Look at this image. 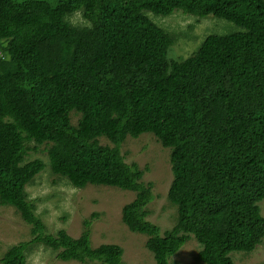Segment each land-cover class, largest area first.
<instances>
[{"label": "trees", "instance_id": "trees-1", "mask_svg": "<svg viewBox=\"0 0 264 264\" xmlns=\"http://www.w3.org/2000/svg\"><path fill=\"white\" fill-rule=\"evenodd\" d=\"M177 9L244 30L209 34L177 59L175 36L145 13ZM77 11L87 25L69 21ZM144 133L170 150L176 216L164 231L148 219L145 169L121 151ZM47 165L76 188L135 192L122 220L148 236L156 264H172L192 238L202 264L254 251L264 239V0H0V205L31 226L1 262L26 264L44 244L63 261L126 264L122 246L92 245V219L77 238L47 232L26 192Z\"/></svg>", "mask_w": 264, "mask_h": 264}, {"label": "rangeland", "instance_id": "rangeland-1", "mask_svg": "<svg viewBox=\"0 0 264 264\" xmlns=\"http://www.w3.org/2000/svg\"><path fill=\"white\" fill-rule=\"evenodd\" d=\"M145 13L158 26L175 36L169 55L177 59L191 55L209 34H230L244 30L231 21L211 14L198 18L179 9L167 16L150 11ZM68 19L73 25L88 24L78 11ZM76 119L74 117V122ZM121 151L128 163L136 162L145 169L144 182L153 184L155 197L149 204L151 214L148 219L158 224L162 231L171 228L175 222L176 208L168 198L173 179L170 150L164 148L152 133H144L138 138L128 137ZM35 157L48 160L46 153L32 152L30 158ZM26 192L28 200L35 202L36 213L45 223L48 233L56 234L60 229H65L77 238L84 230V221L92 219L93 246L118 244L124 249L123 259L126 264H156L153 253L146 247L148 236L132 232L122 220V209L136 197L135 192L94 184L76 188L66 178L53 174L49 165L27 184ZM260 206L264 215V200ZM93 213L98 215L93 217ZM30 228L14 207L0 205V264L10 246L31 239ZM200 248L198 241L192 238L172 257L171 263L202 264L197 258ZM57 254L44 244H35L27 252L26 264H100L92 261H63ZM231 256L236 264H263L264 239L254 251H235Z\"/></svg>", "mask_w": 264, "mask_h": 264}]
</instances>
